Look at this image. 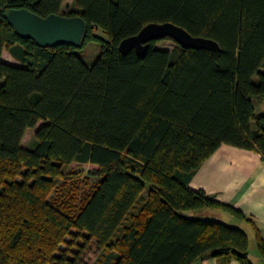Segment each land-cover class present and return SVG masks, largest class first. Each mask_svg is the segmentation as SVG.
<instances>
[{"label":"trees","instance_id":"trees-1","mask_svg":"<svg viewBox=\"0 0 264 264\" xmlns=\"http://www.w3.org/2000/svg\"><path fill=\"white\" fill-rule=\"evenodd\" d=\"M65 1L0 0V264H253L242 229L190 215L243 213L187 183L222 144L264 160V113L251 99L264 97V0H73L61 13ZM11 9L80 17L84 40L40 47L15 33ZM151 22L219 49L155 40L142 57L121 53ZM93 28L108 40L87 65L78 50ZM4 48L18 66L1 60ZM71 163L96 166V181L67 178ZM257 250L264 258V240Z\"/></svg>","mask_w":264,"mask_h":264},{"label":"crops","instance_id":"crops-1","mask_svg":"<svg viewBox=\"0 0 264 264\" xmlns=\"http://www.w3.org/2000/svg\"><path fill=\"white\" fill-rule=\"evenodd\" d=\"M1 60L9 65H19L5 48ZM1 81L0 79V83ZM187 186L214 195L218 202L243 213V219L233 216L227 218L219 209L201 210L190 215L216 218L219 221L226 218L246 233L248 259L253 264H264V258L257 250V240H264V160L260 155L254 151L222 144L197 168ZM195 264H224V261L222 258L206 255ZM228 264L239 263L230 260Z\"/></svg>","mask_w":264,"mask_h":264},{"label":"water","instance_id":"water-1","mask_svg":"<svg viewBox=\"0 0 264 264\" xmlns=\"http://www.w3.org/2000/svg\"><path fill=\"white\" fill-rule=\"evenodd\" d=\"M5 18L15 33L21 38L31 39L40 47H52L60 44L79 47L85 34V22L80 17H66L50 14L39 16L26 9H11ZM168 39L183 49H203L215 51L218 44L204 37L192 36L182 27L171 22H151L143 26L140 31L124 38L118 45L121 53L135 50L140 57L144 56L149 42Z\"/></svg>","mask_w":264,"mask_h":264},{"label":"rangeland","instance_id":"rangeland-1","mask_svg":"<svg viewBox=\"0 0 264 264\" xmlns=\"http://www.w3.org/2000/svg\"><path fill=\"white\" fill-rule=\"evenodd\" d=\"M73 9V0H66L65 3L62 5L60 12L61 13H70ZM91 35L93 38V40H90L86 43V45L81 48L80 50H78V53L80 55V58L87 64V65H91L94 60L96 59V57L98 56L99 52H100V43L101 41H106L108 40L107 35L100 29L97 28H93ZM176 43L173 42L172 40H168V39H162V40H158L154 47L158 48V49H162V50H171L175 47ZM252 104L254 107V115H259V114H263L264 113V97H252ZM39 124V123H38ZM36 127V126H35ZM35 127L34 128H30L27 129L21 145L23 147L26 148H32L35 143V137H34V131H35ZM96 168V166L90 165V164H76V163H71L66 169H65V175L67 176V178L73 176L76 179V176L79 178L80 181V185L83 186V188H85L86 186H88V184H92L96 181V179L94 178V176L91 174V172ZM64 181L62 179H59V184ZM223 214H225V216H227V218H229V216L231 217L230 214H228L227 212L222 211ZM189 213V212H188ZM193 213H191L192 215ZM216 219V218H214ZM222 223H225L229 226H234L237 227L236 225H234L233 223H231L230 221L226 220V218H221L220 220ZM73 233H75L76 231L72 230ZM65 240L67 242H69L71 239L70 237H66ZM60 248H65V246L62 244L60 246ZM92 261L90 262V264H93L95 261V258L91 259Z\"/></svg>","mask_w":264,"mask_h":264}]
</instances>
